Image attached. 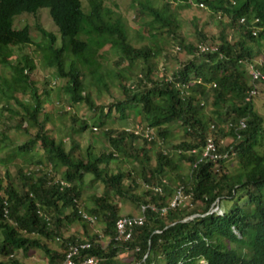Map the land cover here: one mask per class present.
I'll list each match as a JSON object with an SVG mask.
<instances>
[{"label": "trees", "instance_id": "1", "mask_svg": "<svg viewBox=\"0 0 264 264\" xmlns=\"http://www.w3.org/2000/svg\"><path fill=\"white\" fill-rule=\"evenodd\" d=\"M136 3L133 31L105 0H90L89 11L81 0H0V64L11 71L0 82V99L12 114L10 128L29 136L14 148L0 147V264H22L17 255L30 251L57 264L70 245L82 242L91 243L82 255L99 264H264V116L255 110L264 81L253 84L249 75L252 64L264 73V0ZM193 4L210 12L217 34L196 27V42L189 40L173 6ZM42 8L60 33L58 39L37 27L47 42L44 64L63 81L61 100L69 107L100 112L92 126L100 136L90 120L70 115L68 138L56 137L48 128L54 123L52 109L46 111L48 92L43 97L31 78L35 62L11 60L13 47L34 43L28 26L14 27L15 17ZM201 44L217 50L201 52ZM105 48L114 58L103 63ZM163 56L174 65L160 72ZM253 89L257 94L248 100ZM114 111L153 130L152 140L109 127ZM177 131L183 138L174 144L169 140ZM75 134L103 138L102 148L93 142L82 149ZM210 136L216 160L203 157ZM122 158L137 167L115 172L112 164ZM13 161L22 164L12 174ZM97 184L102 193L85 198L88 185ZM178 192L188 202L181 198L171 207ZM124 200L141 213L148 207L144 225L118 241V201ZM97 222L100 233L89 230ZM73 226L79 230L66 237ZM124 254L129 262L118 260Z\"/></svg>", "mask_w": 264, "mask_h": 264}, {"label": "rangeland", "instance_id": "2", "mask_svg": "<svg viewBox=\"0 0 264 264\" xmlns=\"http://www.w3.org/2000/svg\"><path fill=\"white\" fill-rule=\"evenodd\" d=\"M83 3V8L85 11H89V1L90 0H81ZM136 0H105L106 6L110 7L111 9L115 10L118 14L124 18L125 22L128 25V28L132 29L133 31L135 29H138V26H136L134 22V16L136 13V8L138 7L137 3L135 4ZM145 1V0H141ZM153 4L162 6L166 0H152ZM173 10L175 12V15L179 22L181 23V29L184 31V33L189 37V40L196 42V34H195V28L198 27L200 30H203L208 35H215L218 33V28L216 27V24L214 22L213 16L210 14V12L204 8L200 7L198 5L193 4L190 5L188 8H179V6L174 5ZM197 25V26H195ZM25 26H28L30 28V34L33 39V44L31 45H25L21 47H13V56L11 60H16L18 57H24L28 56L29 58L33 59L36 65V69L31 74L32 80L36 83V85L39 88V92L43 93V97H45V92H48V102L49 104H46V111H49L52 109V115H53V121L54 123H49L48 128L52 130L53 134H55L56 137H62L67 134L68 127L72 123V118L70 115H76L79 120L88 119L89 124L91 125V128L93 129V124L97 122V118L100 116L99 111H90L87 106H81L79 108H71L69 105L66 104V101L61 100V86L63 85V81L56 78L54 70L47 68L44 64V54H45V47H46V41L43 40L42 35L37 30L38 26L43 27L47 31L53 33L58 39L60 38V33L58 31V28L54 24L49 9L42 8L37 12L36 14H22L17 17H15L14 20V27L16 29L23 28ZM134 33V32H133ZM137 32L134 33L136 36ZM135 38V37H134ZM133 38V39H134ZM136 43V42H134ZM171 53L175 54L176 50L173 48V51ZM182 60L185 59L184 55L179 56ZM114 57L111 54V51H109L108 48H105L101 52V58L100 61L103 63H106L108 61H111ZM258 60H261L259 58ZM16 62V61H15ZM261 62V61H259ZM165 65H168L169 68L172 67V63L168 62L167 64L164 61V56L160 58L158 63V68L160 72H163L164 68H166ZM11 77V71L0 64V82L2 81V78H10ZM117 90V87L113 88V90ZM263 90H259L261 93L259 95L258 100L255 102V110L264 116V86L262 87ZM105 94V93H104ZM105 98L107 102H111L110 95L105 94ZM263 98V99H262ZM28 99V97H26ZM104 102L102 100H97V104H103ZM6 106L4 101L0 99V133L3 132V134L6 136V138H3L0 136V147H6L7 145H11L12 148H14L17 145H21L22 143H25L29 136H26L24 133L19 132L18 130L14 129L13 127L10 128V126L14 125V120L10 121V116H12L11 113L3 109ZM56 112H59L56 114ZM105 112H108L106 110ZM65 114V115H64ZM109 127H113L117 130H135V127L137 126L136 122H127L125 120H120L119 115L116 111L113 112L110 120L108 121ZM98 126V125H97ZM98 128V127H97ZM93 132H95L94 135L97 134V136H100L101 129L98 128L97 130L93 129ZM183 138L182 131H177L175 134H172V137L169 141H171L174 144H178ZM73 139L75 142H78L82 149H85L89 143L95 142L96 147L100 150L102 148V143L104 142V139H97L92 138L90 134H82L78 135L75 134L73 136ZM227 144L230 142V139L228 138L225 140V143ZM6 143V146H5ZM68 147L70 145V142L68 141ZM166 146V145H164ZM164 150L170 149L169 145L166 147H163ZM9 150V149H8ZM2 153H5V149ZM0 155V158L5 159V154ZM10 167H8V170L13 174L15 173L16 167L22 164L19 161H13L10 163ZM137 167V165L133 164L129 159L122 158L119 162L112 164V168L115 172L122 169L125 172H128L132 170L133 168ZM4 168L0 162V174L2 175L4 172ZM103 186L101 184H97L95 186L90 187L88 185L87 192L85 193V198H87V195H91L94 192H97L98 194L102 193ZM138 192H141L138 190ZM177 192V191H176ZM175 194V197L176 198ZM183 200V198H182ZM184 202H188V200L184 199ZM179 202V201H178ZM182 202V201H181ZM118 203L121 206V216H136L141 214V210L137 208V206L128 200L124 201H118ZM102 223L97 222L95 224L89 225V230H101ZM76 229V231L74 230ZM78 228L76 226L71 227L70 231L66 233V235L73 234V232H77ZM104 244H107V240L104 241ZM128 255H120L118 260L122 262H129V259H126Z\"/></svg>", "mask_w": 264, "mask_h": 264}, {"label": "built area", "instance_id": "3", "mask_svg": "<svg viewBox=\"0 0 264 264\" xmlns=\"http://www.w3.org/2000/svg\"><path fill=\"white\" fill-rule=\"evenodd\" d=\"M203 7V5H201ZM244 19H242V22ZM256 34V32H255ZM199 49L201 52H207V51H215L217 50L216 47L210 46L209 44H201L199 45ZM259 62V61H258ZM261 63V62H260ZM249 75L251 77L252 83L255 84L256 82H263L264 81V73L261 72L259 69H257L256 64H252L250 66ZM257 94V89H253L250 92V98L248 100H251L253 96ZM241 126L244 128V123H241ZM134 133L138 136H141L149 141L153 138V130L149 128H145L143 126L137 125L135 127V130H133ZM216 144L214 142V139L212 136L208 138L207 144L205 146V150L203 153L204 158H211L212 160H216L217 153H216ZM156 191H161L159 188H155ZM181 193L178 192V195L176 198L172 201L171 207H175L178 204V201L181 200ZM148 206L142 207V213L139 215L134 216H122L119 218V220L116 222V231H117V237L116 240L118 241H128L133 237L134 231L136 228L141 227L144 225L146 217L145 212L147 211ZM153 211H159L155 207H150ZM167 209H161L160 213L163 215L165 214ZM5 215H7V211L5 212ZM83 217L94 223L96 221L95 218L90 217L86 214H83ZM91 248V243L89 242H82V243H76L73 245H70L68 248V251L65 254V257L62 261H59L57 264H99V259L93 256H83L82 251Z\"/></svg>", "mask_w": 264, "mask_h": 264}, {"label": "crops", "instance_id": "4", "mask_svg": "<svg viewBox=\"0 0 264 264\" xmlns=\"http://www.w3.org/2000/svg\"><path fill=\"white\" fill-rule=\"evenodd\" d=\"M76 228H79L76 226ZM76 231V229H74ZM79 230V229H78ZM96 233H100V230H95ZM67 233V232H66ZM65 233V235H66ZM76 232H73V234ZM71 235V234H69ZM69 235H66L68 237ZM78 235V234H77ZM53 247L57 250H60L58 245H53ZM18 259L22 264H49V258L42 253L41 251H30L28 253H20L17 255ZM1 261V259H0Z\"/></svg>", "mask_w": 264, "mask_h": 264}]
</instances>
